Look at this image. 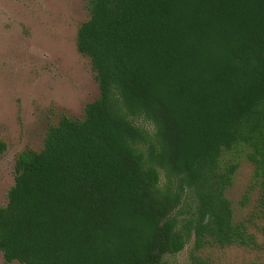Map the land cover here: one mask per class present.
Returning <instances> with one entry per match:
<instances>
[{
  "label": "trees",
  "instance_id": "1",
  "mask_svg": "<svg viewBox=\"0 0 264 264\" xmlns=\"http://www.w3.org/2000/svg\"><path fill=\"white\" fill-rule=\"evenodd\" d=\"M99 96L23 150L0 207L5 263L172 264L254 240L227 190L264 197V0H89ZM8 144L0 138V155Z\"/></svg>",
  "mask_w": 264,
  "mask_h": 264
},
{
  "label": "rangeland",
  "instance_id": "2",
  "mask_svg": "<svg viewBox=\"0 0 264 264\" xmlns=\"http://www.w3.org/2000/svg\"><path fill=\"white\" fill-rule=\"evenodd\" d=\"M90 17L89 0H0V207L15 182L19 154L40 150L50 125L62 115L81 118L100 93L91 61L77 49L80 24ZM254 166L242 160L227 196L235 220L254 240L229 246L207 244L171 256L172 264H264V197ZM0 264L5 263L0 251Z\"/></svg>",
  "mask_w": 264,
  "mask_h": 264
}]
</instances>
